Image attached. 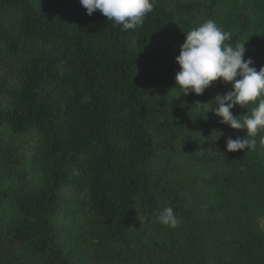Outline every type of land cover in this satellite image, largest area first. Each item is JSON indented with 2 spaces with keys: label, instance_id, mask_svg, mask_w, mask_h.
Segmentation results:
<instances>
[{
  "label": "trees",
  "instance_id": "trees-1",
  "mask_svg": "<svg viewBox=\"0 0 264 264\" xmlns=\"http://www.w3.org/2000/svg\"><path fill=\"white\" fill-rule=\"evenodd\" d=\"M208 19L264 67V0H155L134 30L79 0H0V264H264V132L226 151L245 132L196 102L230 84L175 98ZM169 206L175 229L155 221Z\"/></svg>",
  "mask_w": 264,
  "mask_h": 264
},
{
  "label": "clouds",
  "instance_id": "clouds-1",
  "mask_svg": "<svg viewBox=\"0 0 264 264\" xmlns=\"http://www.w3.org/2000/svg\"><path fill=\"white\" fill-rule=\"evenodd\" d=\"M79 3L86 9L87 15L91 16L99 10L122 30L142 26L155 6V0H79ZM231 39L232 34L211 19L185 33L179 55L175 57L179 66L174 76V85L179 93L175 98L202 95L218 80L222 84H230L229 91L217 93L208 102H196V105H203L205 114L211 112L219 118L220 124L245 132L244 138H227L226 151L255 150L256 137L264 132V67L257 71L250 66L253 61L244 57L245 43L235 46L226 43ZM249 105L250 111L241 115H233L231 111L236 106L247 109ZM259 143L264 146V136H260ZM155 221L173 229L180 224V218L170 206L158 209Z\"/></svg>",
  "mask_w": 264,
  "mask_h": 264
},
{
  "label": "rangeland",
  "instance_id": "rangeland-1",
  "mask_svg": "<svg viewBox=\"0 0 264 264\" xmlns=\"http://www.w3.org/2000/svg\"><path fill=\"white\" fill-rule=\"evenodd\" d=\"M262 56V55H261ZM260 226L262 230L264 231V216H261L259 219ZM94 228L93 222L91 220H88L87 225L85 226V229L83 231L89 233V235L92 233ZM94 235H97V233L94 231Z\"/></svg>",
  "mask_w": 264,
  "mask_h": 264
}]
</instances>
